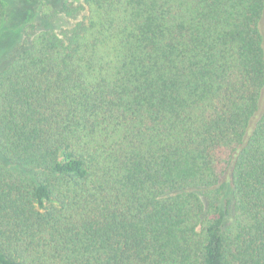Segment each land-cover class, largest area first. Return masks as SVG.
<instances>
[{
	"label": "trees",
	"instance_id": "1",
	"mask_svg": "<svg viewBox=\"0 0 264 264\" xmlns=\"http://www.w3.org/2000/svg\"><path fill=\"white\" fill-rule=\"evenodd\" d=\"M43 13L0 71V264H264V0Z\"/></svg>",
	"mask_w": 264,
	"mask_h": 264
},
{
	"label": "rangeland",
	"instance_id": "2",
	"mask_svg": "<svg viewBox=\"0 0 264 264\" xmlns=\"http://www.w3.org/2000/svg\"><path fill=\"white\" fill-rule=\"evenodd\" d=\"M66 1L79 0H5L4 17L0 19V71L28 46L35 34L43 30L59 31L70 27L71 23L62 15L47 18L43 13L44 7H57ZM1 163L3 160L0 156ZM229 198L227 195L222 204L225 212L224 226L232 219L231 203L227 202Z\"/></svg>",
	"mask_w": 264,
	"mask_h": 264
}]
</instances>
